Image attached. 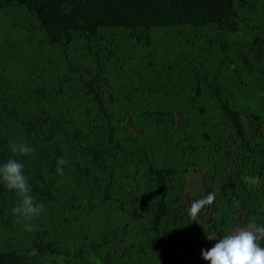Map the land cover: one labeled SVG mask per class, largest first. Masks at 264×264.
Here are the masks:
<instances>
[{"label":"rangeland","instance_id":"374dc122","mask_svg":"<svg viewBox=\"0 0 264 264\" xmlns=\"http://www.w3.org/2000/svg\"><path fill=\"white\" fill-rule=\"evenodd\" d=\"M233 7V28L162 25L142 34L101 26L92 35L74 31L61 45L46 40L32 12L0 4V133L9 149L12 142L33 148L14 158L28 179L40 173L51 185L50 197L30 191L44 206L27 222L35 226L32 232L12 214L16 193L0 195V250L14 248L43 264H208L201 257L204 244L209 249L218 234L222 238L264 218L258 161L239 162L242 142L210 92L220 89L246 131L258 129L264 136V0ZM94 75L121 145L117 150L103 138V118L81 85V76ZM2 105L16 115H6ZM42 109L71 120L66 137L75 151L62 148L56 160H82L86 147L102 145L114 174L112 188L125 200L151 202L153 188L141 173L144 157L168 166L166 203L182 215L179 232L189 245L170 243L160 228L170 253L162 260L142 221L125 226L114 202L89 199L86 183L79 185L68 164L58 174L57 161H51L57 144L38 134L28 139L20 127ZM209 194L212 204L193 219L192 203ZM98 241L99 251L93 247Z\"/></svg>","mask_w":264,"mask_h":264},{"label":"trees","instance_id":"16d2710c","mask_svg":"<svg viewBox=\"0 0 264 264\" xmlns=\"http://www.w3.org/2000/svg\"><path fill=\"white\" fill-rule=\"evenodd\" d=\"M244 2L245 0H0V4H15L32 12L37 18L46 40L61 45L69 43L74 31L92 35L101 26L130 28L142 34H146L152 26L162 25L169 27L202 25L217 29L227 26L233 28L234 22L231 20L235 11L233 5L235 3L242 5ZM80 80L84 93L97 114L103 118L101 129L103 138L112 148L119 149L121 145L115 136L112 116L103 102L98 77L96 78L95 75L88 78L81 76ZM219 90L214 86L210 92L221 113L229 122V127L232 128L235 138L242 142L243 150L240 152L239 162L246 163L250 159L257 160L258 172L264 182V136L258 129H253L251 133L246 131L239 112L235 107L229 105ZM2 109L10 117L16 115L15 110L11 108L2 105ZM20 122L21 131L26 138L32 139L34 135L38 134L57 144L53 147L55 154L51 158L53 163L57 161L56 156L63 155V149L70 147L72 151H75L72 146L73 140L66 137V130L69 126L71 127V120L68 116L64 118L62 115H58L57 117L42 109ZM84 152L82 160L69 156L66 161L68 160L67 164L79 185L83 182L86 183L89 199L114 202L118 211L127 219L125 226L131 220L142 221L154 241L160 254L159 257L164 261L170 253L166 248L160 228L165 230L166 239L170 243L179 246L189 245L185 236L179 232L178 226L182 222V215H179L174 207L166 203L168 177L171 174V169L168 166H156L150 159L144 157L141 173L145 182L153 188L151 202L138 201L135 197L128 201L112 188L114 174L111 173V168L105 161V151L102 145L86 147ZM10 157H12V153L5 137L0 133V164L6 162ZM51 169L50 166L47 171L50 172ZM28 183L31 192L50 197L51 185L44 182L42 174L35 173L31 179H28ZM5 192L13 191L7 190L0 183V195ZM245 201L246 198H241L240 202L245 203ZM222 223L223 221H220L217 226ZM256 224L264 225V218L260 217ZM219 231L216 233L218 234ZM218 237L221 238V233L218 234ZM259 243L261 247H264V241ZM100 244L101 242L98 241L93 244V247L99 251ZM203 246L208 249V244ZM55 249L53 246H48V251ZM0 264L43 263L35 255L8 248L0 250ZM177 264L184 263L178 262Z\"/></svg>","mask_w":264,"mask_h":264},{"label":"clouds","instance_id":"9594fccd","mask_svg":"<svg viewBox=\"0 0 264 264\" xmlns=\"http://www.w3.org/2000/svg\"><path fill=\"white\" fill-rule=\"evenodd\" d=\"M12 157L26 156L34 150L26 142H12L9 145ZM10 157L6 162L0 164V183L9 190L16 193L18 201L12 208V214L23 223L25 231L32 232L35 226L31 223L44 209L43 204L37 203L30 194L28 177L24 174L23 164L17 159ZM67 161L63 158L57 159L56 171L63 175V165ZM214 196L194 201L189 209V215L195 219L203 208L212 204ZM264 241V225L255 222L247 223L228 235L219 238L209 249L201 250V257L208 264H264V247L260 246Z\"/></svg>","mask_w":264,"mask_h":264}]
</instances>
